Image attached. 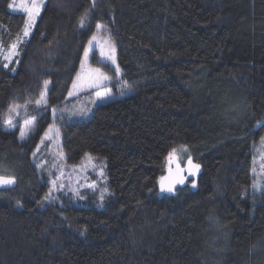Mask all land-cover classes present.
Here are the masks:
<instances>
[{
    "label": "trees",
    "instance_id": "trees-1",
    "mask_svg": "<svg viewBox=\"0 0 264 264\" xmlns=\"http://www.w3.org/2000/svg\"><path fill=\"white\" fill-rule=\"evenodd\" d=\"M10 1L0 0V175L16 185L0 190V264H264V173L252 176L264 138V0H46L22 42L25 17ZM98 24L129 94L62 124L61 151L67 166L105 160L101 209L51 194L33 161ZM45 80L47 105L36 108ZM10 107L35 117L26 141L1 121ZM183 147L201 175L161 195L168 154Z\"/></svg>",
    "mask_w": 264,
    "mask_h": 264
},
{
    "label": "rangeland",
    "instance_id": "rangeland-1",
    "mask_svg": "<svg viewBox=\"0 0 264 264\" xmlns=\"http://www.w3.org/2000/svg\"><path fill=\"white\" fill-rule=\"evenodd\" d=\"M43 0L42 7L44 5ZM10 3H14L13 8H9L8 10L16 13H21L25 17V21L27 19V14L19 7V0H11ZM40 10V13H41ZM39 16L36 17V21ZM24 21V23H25ZM36 23V22H35ZM35 26V25H34ZM34 28V27H33ZM33 30V29H32ZM32 32V31H31ZM31 34V33H30ZM96 37V40L93 41L92 47L89 50L88 58L85 64L84 70L81 69V61L84 60V53L82 59L79 63V67L77 73H81L82 78L85 80V84L82 88L73 89V82L69 88V91L66 95V104L55 111H51V118L54 121H57L55 124L50 125L40 139V144L37 146L35 150V156L33 155V161L35 162V166L39 169V173L47 174L48 184L51 187V194H62L67 199L70 200L76 206L82 207H95L102 208L104 207V203L108 196L110 195L107 179L105 174V160L100 159L95 156L86 155L80 162L78 166H67L64 161V155L61 151V127L62 124H71L75 122H80L84 120H88L94 109L102 104L108 103L110 101L124 98L129 93L122 91V84L117 82L121 77V72L119 75L116 74L115 68L117 67V55H116V47L113 42L110 40L106 31L102 29V26L96 30L93 35ZM92 36V37H93ZM92 37L89 39L91 40ZM28 37H21V40L27 39ZM20 42V41H19ZM89 42V41H88ZM16 44V43H15ZM17 45V44H16ZM89 47V43H87L86 48ZM17 48V47H16ZM114 48V51H113ZM102 52L104 55H102ZM108 55H112L115 58V64L111 62V60L106 59ZM15 55L12 54L11 48L5 52L3 58L6 64H9ZM97 63L99 65H104L105 68L109 69L113 76L110 73H107L100 69V67H95L93 65ZM91 69H100L104 72L109 80L102 82L97 87H88L87 86V70ZM77 73L73 79L76 80ZM116 81V82H115ZM114 82L116 85L111 86L110 84ZM79 83V82H78ZM114 87V88H113ZM49 89V84H48ZM107 92L108 95L104 99H97L96 92ZM69 92H73V95H69ZM48 93V91H47ZM47 97V95H46ZM36 108H42L46 105H36L33 104ZM30 105H28L29 107ZM16 112H9V110L2 116L1 121L4 126L8 127L4 124L5 119H12L13 127H9V129H18L19 139L20 137V129L24 127L25 120H31L32 118L28 117L27 107L19 108ZM51 128V131L49 129ZM36 131V126L34 125L31 131H28L25 138L21 139L22 141H26L31 135H33ZM48 133V136L45 137V133ZM43 138V143L41 140ZM264 141V138H263ZM260 142L258 146L253 149V160H252V176L257 173H264V142ZM177 155L179 157V163L181 166L185 164V161L188 158V151L184 152L182 149L177 150ZM91 157V158H90ZM175 163H169L167 159V168H171ZM43 172V173H42ZM55 181V185L53 184ZM255 192L258 191V187L254 188ZM59 198L58 196L56 199ZM53 200V197H51ZM55 199V200H56Z\"/></svg>",
    "mask_w": 264,
    "mask_h": 264
},
{
    "label": "snow or ice",
    "instance_id": "snow-or-ice-1",
    "mask_svg": "<svg viewBox=\"0 0 264 264\" xmlns=\"http://www.w3.org/2000/svg\"><path fill=\"white\" fill-rule=\"evenodd\" d=\"M43 4V0H19V7L27 14V19L23 25V29H22V36L23 37H29L30 33L35 25L36 22V17L39 16L40 14V10H41V6ZM8 7L11 9L14 7V3H9ZM92 8H95V0H92ZM88 16H89V10H85V12L80 16L79 18V25L80 27H84L85 24L87 23L88 20ZM97 29H99L101 26L98 24ZM18 41L22 42L21 37L18 36L17 37ZM96 40V37L93 36L91 40H89V47L85 48L84 51V60L81 61V69L84 70L85 68V64L88 58V54H89V50L92 47L93 41ZM17 45L16 44H12L11 45V50H12V54L15 55L17 54L15 52ZM114 51V48H113ZM102 55H104V53L102 52ZM106 59L111 60V62L113 64H115V58L112 55H108L106 57ZM8 65L5 64L4 67H7ZM115 72L117 75L120 74V69L117 66L115 68ZM87 86L88 87H97L99 84H101L104 81H107L110 79V77H108L104 72H102L100 69H91L89 68L87 70ZM79 82V83H78ZM48 84L49 81L45 80L43 82V90L40 93V98L38 100L35 101L36 105H47V91H48ZM85 84V80L82 78L81 73H77V77L76 80L73 81V89H78V88H82ZM73 92H69V95H73ZM108 95L107 92H101V91H97L96 92V97L97 99H104L106 98ZM17 109L15 107H10L9 108V112H16ZM53 113H55V109H53ZM4 124L7 125L8 127H13V121L12 119H5L4 120ZM35 124V117H33L31 120H25L24 122V127H22L20 129V137L21 139H24L27 132L31 131L34 127ZM260 126H264V122H259ZM49 131H51V128L49 129ZM48 136V133H45V137ZM41 143H43V138L41 140ZM182 151L186 152L187 148L183 147ZM33 155L35 156V153H33ZM91 158V157H90ZM168 162L171 163H175L176 165V172H175V178L172 177L171 174V168L169 169V173L170 175L168 177H161L160 178V182H161V191H168V192H172L174 185L179 183V184H183L184 182V177L180 175L182 169L180 167V163H179V157L177 155V150L173 149L171 152H169L168 154ZM187 164L189 166L190 169H198L199 165H194L192 163V159L191 157L188 158ZM165 181H168L167 184H165ZM15 183V178L14 177H7L4 175H0V185H12ZM53 184L55 185V181H53ZM45 199H48V197L46 196Z\"/></svg>",
    "mask_w": 264,
    "mask_h": 264
},
{
    "label": "water",
    "instance_id": "water-1",
    "mask_svg": "<svg viewBox=\"0 0 264 264\" xmlns=\"http://www.w3.org/2000/svg\"><path fill=\"white\" fill-rule=\"evenodd\" d=\"M187 161L185 162V164L183 166L180 165V167L182 169L180 175L184 177L183 184H179V183L175 184L174 185V188H173V191L172 192H168L166 190L165 191H161V182L159 181V183H158V190H159V193L161 195L173 196L175 194V191L177 189L184 188L189 181H192V180L194 181V180H197L199 178V176L201 175V172H202L201 167L199 166L198 169H190L189 166H188V164H187ZM192 163L194 165H197L193 161H192ZM169 169L165 172V174L163 175V177H168L170 175ZM175 172H176V165L174 164L171 167V174H172V177L173 178H175ZM167 183H168V181H165V184H167ZM15 185H16V183H14L12 185H0V190L13 189L15 187Z\"/></svg>",
    "mask_w": 264,
    "mask_h": 264
}]
</instances>
